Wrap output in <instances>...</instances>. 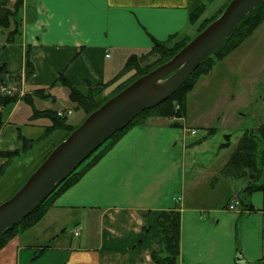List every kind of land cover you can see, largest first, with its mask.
I'll return each instance as SVG.
<instances>
[{
    "label": "crops",
    "instance_id": "obj_1",
    "mask_svg": "<svg viewBox=\"0 0 264 264\" xmlns=\"http://www.w3.org/2000/svg\"><path fill=\"white\" fill-rule=\"evenodd\" d=\"M228 1L23 0L16 17L21 23L17 44L12 42L1 50L22 53V72L18 99L5 106L9 109L0 130V152L20 149V136L39 140L3 172L0 203L17 191L66 135L65 128L58 127L44 137L53 122L40 112L62 113L65 125L71 127L85 118L60 80L80 92L87 85L105 83L110 84L104 92L115 90L133 72H124L130 57L147 53L154 40L174 43L193 37L200 24L217 15ZM200 6L204 7L202 14L191 22L190 16ZM249 42L264 49V30L256 29L198 80L187 96L184 118L148 116L128 127L84 168L88 159L76 182L53 197L42 218L18 231L0 249V264L38 260H42L40 264H160L154 255L161 261L170 255L158 221L161 215L176 212L180 220L174 264H264L263 195L259 191L245 194L242 190L247 181L224 175L243 134L235 141L230 133L224 134L230 135L224 148L222 142L212 144L216 130L206 137L209 127L195 121L200 107L193 103L210 77L216 86L218 81L228 82L238 75L230 98L250 82L257 89L264 84L262 55L258 61L249 57L238 67L228 63ZM28 60L32 73L27 78ZM2 64L9 73L7 62ZM262 138L264 143V124ZM3 162L0 158V165ZM232 201L238 205L228 210ZM75 226L80 230L78 236L71 233Z\"/></svg>",
    "mask_w": 264,
    "mask_h": 264
},
{
    "label": "water",
    "instance_id": "obj_2",
    "mask_svg": "<svg viewBox=\"0 0 264 264\" xmlns=\"http://www.w3.org/2000/svg\"><path fill=\"white\" fill-rule=\"evenodd\" d=\"M261 2L230 0L220 15L170 60L140 76L90 113L51 150L23 185L0 203V237L37 209L113 135L127 128L141 113L168 100Z\"/></svg>",
    "mask_w": 264,
    "mask_h": 264
},
{
    "label": "trees",
    "instance_id": "obj_3",
    "mask_svg": "<svg viewBox=\"0 0 264 264\" xmlns=\"http://www.w3.org/2000/svg\"><path fill=\"white\" fill-rule=\"evenodd\" d=\"M229 3V2H228ZM19 3H15L14 5V13L10 15V12L8 9L4 8V6H0V27H8L9 26V19L8 16L10 15L12 17V20L15 22V24L18 23L21 25L20 22L17 20V14L20 6ZM264 0L261 2L250 14H248L239 24L238 26L232 31V33L229 35V37L225 40L221 48L213 54L211 57L207 58L205 61H203L199 67L192 73V75L189 77V79L165 102L161 103L157 107L147 110L143 113H141L137 118H140L138 122L135 123H142L143 119L150 116L151 113H153L156 116H162V117H172L175 116L177 118L184 116L185 109H186V100L189 93L193 91L195 88L198 80L202 77L208 74V72L213 68V65L222 60L225 56L230 54L233 50H235L246 38H248L264 21ZM226 7V6H225ZM224 7V8H225ZM220 10L217 15H215L213 18L207 21H203L197 33L194 35L196 36L201 30H203L210 22H212L214 19H216L220 13L224 10ZM204 10L203 6H200L198 11L193 13L190 16L191 22H196V20L199 18V16L202 14ZM17 12V13H16ZM258 12V13H256ZM248 22V24H247ZM247 24V25H245ZM247 27V28H246ZM246 28V29H245ZM20 31V30H19ZM18 31V33H19ZM16 32V35L18 34ZM193 36V37H194ZM193 37L189 38H181L179 40L174 41V43H170L168 41L159 42L155 41L153 43V46L148 50L147 56H155V60L151 62V64L147 65L148 63L142 64L138 63L137 59L140 57H130L127 61L126 66L124 67V72H128L130 70H134V76L130 77L131 79L127 80L125 83H122L117 87V89L111 93L107 98H104L105 100H97L98 93L94 94V86L87 85V88L85 92H80L78 89L70 85L65 80H60L65 86L68 87L69 95L68 98L72 103H76L78 106H76L78 109L82 110L85 113V117L88 116L90 113H92L94 110H96L99 106H101L105 101H107L110 97H112L114 94L120 92L122 89H124L126 86H128L130 83H132L134 80L139 78L142 75L147 74L151 70H153L155 67L159 66L160 64H163L170 60L180 49H182ZM235 37V39L232 42V39ZM15 38V37H14ZM170 43V44H169ZM168 45V46H167ZM170 45V46H169ZM226 48V49H225ZM147 54V53H146ZM215 58V59H213ZM2 65V68H0L2 71L7 72ZM27 66V78L30 77L32 73V67L29 62V60L26 63ZM60 79H62L60 77ZM117 80V79H116ZM115 81V80H114ZM110 83L100 84L96 85V88L99 89H105ZM100 91V90H99ZM103 93V91L101 92ZM100 93V94H101ZM38 94V93H36ZM35 94V95H36ZM41 98L44 97V95H39ZM24 99L33 107L31 104L32 101H30V98L27 95L23 96ZM17 95L14 96H7V95H0V130L4 126V122L2 120V109L5 106H8L10 104H14L17 100ZM179 106V107H178ZM176 108H179L180 111H178ZM41 114L44 116L51 118L52 120V126L48 127L43 136H47L52 132L54 128L63 127L66 130V135L64 138H66L74 129L77 127H71L68 125H65L66 119L65 117L55 116L54 113L51 111H41ZM135 118V119H137ZM134 122V121H133ZM133 122L128 126L130 127L133 125ZM127 127V128H128ZM127 128L123 129L122 131L117 132L115 135L111 137L110 142L103 147L97 154L91 156L89 159V162L84 166V168L91 165L93 162H95L101 153L107 149V147L115 141L121 133H123ZM209 129L210 130H213ZM263 132L261 134V141L258 142L256 139L252 136L246 135V132L243 133L242 137L239 139L238 144L232 154L230 155L227 164L224 168V175H227L229 177H232L234 179H240L247 181L246 186L243 188V192L245 194H250L256 191H259L263 195V204H264V143H263ZM42 137V138H44ZM227 142L226 146L229 144V138L230 135H226ZM63 138V139H64ZM20 141L22 144V147L18 150H14L11 152H0V157L7 159V163L0 166V175L3 173V171L7 168V166L14 161L16 158L20 157L23 153L30 150L35 144L37 140H25L23 137L20 136ZM62 139V140H63ZM61 140V141H62ZM60 141V142H61ZM223 147V146H222ZM82 165L75 170L68 178H66L63 182H61L54 190V192L33 212H31L29 215H27L25 218H23L21 221H19L15 226L8 229L1 237H0V249L7 243L9 239H11L18 231H23L34 224H36L44 215L46 210L49 208V206L52 203L53 197L55 195L69 186H71L73 183L76 182L78 179L80 172L84 169L81 168ZM35 170V169H34ZM23 185V184H22ZM179 220L180 216L179 213H169V214H163L160 217L159 226L163 234L164 238V244L166 247V250L170 257L168 259H158L154 255V259L157 263L160 262V264H174L176 257L178 256V243H179ZM166 223V225H165ZM165 226V227H164Z\"/></svg>",
    "mask_w": 264,
    "mask_h": 264
},
{
    "label": "rangeland",
    "instance_id": "obj_4",
    "mask_svg": "<svg viewBox=\"0 0 264 264\" xmlns=\"http://www.w3.org/2000/svg\"><path fill=\"white\" fill-rule=\"evenodd\" d=\"M15 3H19L18 5L20 6V8L17 11H18V13H20V11H22V8H23L22 7L23 6V0H0V6H4V8L8 9L10 12V15L12 13H14V11H15L14 10ZM227 3L225 5H223L220 10H222L227 5ZM212 6H213L212 3H208L207 7L210 9V8H212ZM263 8H264V5H263ZM256 13H258V12H256ZM10 15L8 16V19L10 21L9 26L8 27H0V68H2V65H3L2 61H6L8 64V71H9V73L8 72L4 73V71H2L0 69V95H7V96L14 95V96H16L18 94V88H19V82H20L19 75L22 72V67L20 66L22 53L19 51L17 52L15 49H12L9 51L6 50V52L1 51L2 47H5V45H6V48H7V44L10 45V43H12V42H13V44H15L13 46H16V44H17L16 42L18 41V38H19L18 34L16 35V32L18 33L21 25L18 23V26H17V24H15V22L12 20V17ZM263 23H264V21H263ZM247 24H248V22H247ZM247 24H245V25H247ZM262 30H264L263 24L257 28V32L262 31ZM234 39H235V37L232 39V42ZM257 40L258 39H254V41H257ZM247 47H252V49H247ZM244 50H247V52L244 55H241V53ZM263 52H264V49L261 45H259V44L254 45L253 43L249 42L243 48H241V50L238 51V53H237L238 56H236L237 54L234 55L233 59H230L228 63L230 65L234 64L236 67H238L239 62L244 63L245 62L244 60L249 58V57H256L257 61H258L260 58V55H262L264 58ZM148 54H149L148 52H147V54L146 53L142 54V56L139 59H137L138 63L143 62V63H141V65L145 64V63H148L147 65L151 64V62H153L155 60V56L154 57L147 56ZM230 54H228V55H230ZM213 59H215V58H213ZM246 62L251 63V60H247ZM215 64L213 65V67L215 66ZM235 66L232 67V70H234L236 68ZM4 69L6 70L5 67H4ZM229 69H227V70H229ZM230 71H231V69H230ZM10 72H13V74ZM27 73H28V70H27V66L25 65L24 77H27ZM130 75H131L130 77L134 76V70H133V72H131ZM237 76L238 75L234 76V78L232 77L233 78V79H231L232 81L229 80L228 82L225 81L223 83H222L223 80L219 79L220 81L217 82L216 86H213L214 80H212V78L210 77L206 83H203V85L201 86V90H198V94H197L196 98L193 100V103L198 102L199 107H200L199 110L195 114V115H200V117L198 119H196L195 121L202 122L204 125L209 127V128H207L208 130L206 132V137L210 136L211 133H209V132L216 130V132L211 137V143L215 144L217 142H222V145H221V147L223 146L222 148L227 147L226 142H227L228 138L224 134L230 133L232 136L231 141L232 140L235 141L237 138H239L241 136V134L246 132V135L252 136L256 139V141L260 142L261 141L260 140L261 134L263 132L264 111L261 112V109H262V107H264V93H263L264 84L258 85V89H257V87H256L257 84L254 82L253 83L250 82L251 83L250 85L244 86V89H241L238 94L234 93L233 95H235V96L234 97L231 96V98H230V93L235 91L233 85H234V79ZM130 77L127 78V80L128 79L130 80L131 79ZM216 78H214V79H216ZM228 79H229V77H228ZM127 80L125 79L123 82H121V83L119 82V84L117 86H115L116 89L119 85H121L122 83H125ZM92 88H94V94H97L98 92H99L98 94H100L102 91L104 92V90L107 87H105V89L104 88L99 89V88H96L95 86ZM109 90H111V91H109V92L106 91L104 93H101L100 94L101 96L97 97L96 99L97 100H100V99L105 100L104 98H107V96H109L111 93H113L115 91L112 89H109ZM116 94H114V95H116ZM63 98H65V97L63 96ZM260 99L263 101H261ZM73 104H74V106H78L76 103H73ZM186 104H187V100H186ZM8 109H9V107H7V108L4 107V109H2V120L4 123H5V120L7 119ZM76 109H78V108L76 107ZM176 109L178 111H180L179 108H176ZM185 111H186V109H185ZM69 115L70 114H67V116H69ZM184 116H181L180 118H184ZM149 117H156V115L151 113ZM158 117H162V116H158ZM172 117H175V116H172ZM85 118L83 119V121L85 120ZM139 119L140 118L135 119L133 124H135V122H138ZM212 128H214V129L209 131V129H212ZM110 140L111 139H109L104 145H102L93 155L97 154L101 149H103V147H105V145H107L110 142ZM229 140H230V138H229ZM0 158H2V157H0ZM3 159H4V162L0 166L7 163L6 162L7 159H5V158H3ZM84 163H86V162H84ZM8 166H7V168H8ZM3 174L4 173H2L0 175V178L2 177ZM245 183L247 184V182H245ZM22 184L20 185V187L22 186ZM73 228L71 230H73ZM69 230L70 229H67L65 233L68 234ZM31 251H34V249H31ZM31 261H34V260H31ZM41 261L42 260H38L36 262H33L32 264H40Z\"/></svg>",
    "mask_w": 264,
    "mask_h": 264
},
{
    "label": "built area",
    "instance_id": "obj_5",
    "mask_svg": "<svg viewBox=\"0 0 264 264\" xmlns=\"http://www.w3.org/2000/svg\"><path fill=\"white\" fill-rule=\"evenodd\" d=\"M67 114H70V111H68ZM58 115H59V116H62L61 113H58ZM236 204H237V202H233V203L229 204V205L227 206V209H228V210H232V209H234L235 206H236ZM71 233H72L73 236H78L79 233H80V230H79L78 226H75V227L73 228V230H72Z\"/></svg>",
    "mask_w": 264,
    "mask_h": 264
}]
</instances>
